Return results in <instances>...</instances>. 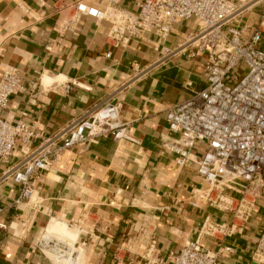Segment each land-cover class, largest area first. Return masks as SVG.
Masks as SVG:
<instances>
[{
	"label": "crops",
	"instance_id": "0c3cea01",
	"mask_svg": "<svg viewBox=\"0 0 264 264\" xmlns=\"http://www.w3.org/2000/svg\"><path fill=\"white\" fill-rule=\"evenodd\" d=\"M74 1L0 0V78L16 70L23 84L39 83L34 97L12 95L0 116L48 137L95 105L118 100V119L136 143L107 136L61 151L49 170L39 172L33 197L15 205L19 185L1 177L20 162L17 147L0 163V264H54L40 241L63 226L77 233L72 247L82 249L79 264H171L170 253L199 239L207 218L221 223L231 217L197 195L206 187L196 174L201 152L193 151L181 167L162 146L176 138L167 129L168 109L205 84L204 57L183 54L158 63L164 55L150 33L113 48L106 41L110 23L74 14ZM82 1L105 6L103 0ZM135 1L118 5L134 9ZM260 10L246 12L236 26L253 27ZM193 30L191 22H176L164 45ZM259 47L264 50V37ZM261 226L256 212L242 233L220 243L225 249L217 263L252 264ZM200 242L218 250L213 238Z\"/></svg>",
	"mask_w": 264,
	"mask_h": 264
},
{
	"label": "built area",
	"instance_id": "2783aa9c",
	"mask_svg": "<svg viewBox=\"0 0 264 264\" xmlns=\"http://www.w3.org/2000/svg\"><path fill=\"white\" fill-rule=\"evenodd\" d=\"M103 1V8L82 0L71 7L74 14L109 22L106 41L111 47L124 48L130 39L150 33L164 55L158 63L183 54L204 57L205 84L168 109L167 129L176 138H167L162 146L181 167L191 161L193 151L201 152L195 162L196 174L206 187L197 195L209 207L231 217L221 223L207 218L202 224L199 237L218 241L216 252L206 248L200 238L187 241L178 252L170 253L171 264H218L219 253L225 249L220 243L242 233L256 212L262 226L252 264H264V50L259 47L264 37V0H136L134 9L119 6V0ZM256 7L261 8L258 22L253 27H237L241 16ZM178 21L191 22L194 30L167 47L164 44ZM241 65L243 72L237 77L235 71ZM136 78L120 85L119 91ZM38 88V81L23 84L16 70L4 71L0 108L20 92L34 97ZM120 104L106 100L95 105L48 137L0 116V163L17 147L20 151V162L1 177L19 185L14 204L33 197L39 172L49 170L63 150L85 142L96 144L98 138L107 136L136 143L127 125L118 119ZM40 246L54 264H79L81 247L48 238H42Z\"/></svg>",
	"mask_w": 264,
	"mask_h": 264
},
{
	"label": "bare ground",
	"instance_id": "6f19581e",
	"mask_svg": "<svg viewBox=\"0 0 264 264\" xmlns=\"http://www.w3.org/2000/svg\"><path fill=\"white\" fill-rule=\"evenodd\" d=\"M62 228H63V232L61 233L47 231L46 235L43 238L55 239L59 242L65 243L66 245L73 246L72 244H73V241L77 237V233L73 230H69L65 228V226H63ZM81 254H82V251H80V256Z\"/></svg>",
	"mask_w": 264,
	"mask_h": 264
},
{
	"label": "rangeland",
	"instance_id": "374dc122",
	"mask_svg": "<svg viewBox=\"0 0 264 264\" xmlns=\"http://www.w3.org/2000/svg\"><path fill=\"white\" fill-rule=\"evenodd\" d=\"M242 72H243V67L241 65L240 68H238V70L235 71V74L237 75V77H240V75L242 74Z\"/></svg>",
	"mask_w": 264,
	"mask_h": 264
}]
</instances>
